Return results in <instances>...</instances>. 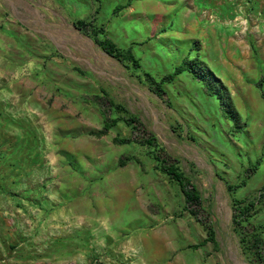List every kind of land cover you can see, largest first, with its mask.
I'll return each instance as SVG.
<instances>
[{
    "label": "rangeland",
    "instance_id": "374dc122",
    "mask_svg": "<svg viewBox=\"0 0 264 264\" xmlns=\"http://www.w3.org/2000/svg\"><path fill=\"white\" fill-rule=\"evenodd\" d=\"M15 1L0 0V264H256L233 201H255L245 231L263 230L264 118L252 134L238 99L254 88L264 116V0H184L183 16L130 12L132 0ZM186 58L222 79L243 129L189 71L163 79ZM160 148L207 212L184 209Z\"/></svg>",
    "mask_w": 264,
    "mask_h": 264
},
{
    "label": "trees",
    "instance_id": "16d2710c",
    "mask_svg": "<svg viewBox=\"0 0 264 264\" xmlns=\"http://www.w3.org/2000/svg\"><path fill=\"white\" fill-rule=\"evenodd\" d=\"M131 0H128L127 5H129ZM125 7V5H118L115 8V12ZM87 24L83 21L76 22V27L82 29ZM102 47L113 57H116L119 60H123L125 55L123 52L117 47V45L109 38L99 41ZM132 61H135V65H138V62L134 59L132 54L128 55ZM183 71H189L195 78L200 79L207 88V91L217 96L220 101V104L223 108L224 114L228 117L237 129V131L243 129L245 123L242 121L241 115L238 112L235 104L233 102L231 93L228 87L224 84L222 79L218 77L210 67L203 61L197 59H189L186 58L182 61V63L176 66L174 72L167 74L163 79L164 80H172L176 75L182 73ZM148 80H150L151 85L155 87L157 93L163 97L166 91L162 88L161 83L163 81H157L152 76L147 74ZM110 106H114V102L110 101ZM117 119L106 120L102 130L99 132L106 133L115 123ZM127 123H135L136 119L131 118L130 120L127 119ZM131 138H115L116 142H129ZM148 145H158L155 136H149L144 140ZM154 157L159 162V167L161 171L166 173L172 180H174L180 187L184 200L185 206L184 209L188 210L191 214L197 216L200 211L203 213L207 212L205 206L203 204V198L200 190L198 189L197 185L193 183L189 178H187L183 171L177 165V158L173 157L171 154L166 152L163 148L153 152ZM130 158H124L120 160V165L123 166L127 163ZM257 166L251 167L252 170H255ZM232 189V186H229ZM256 202L255 201H247V200H239L234 198L233 201V223L238 229L241 235V243L243 245L244 251L247 253L248 256L251 257L252 261L256 264H264V242L261 236L260 231H254L250 233L249 231H245V226L243 221L249 220V218L255 212ZM201 222L205 226V229L210 235V238L214 236V230L212 228L211 223L209 222L208 218L203 216L200 218Z\"/></svg>",
    "mask_w": 264,
    "mask_h": 264
},
{
    "label": "crops",
    "instance_id": "0c3cea01",
    "mask_svg": "<svg viewBox=\"0 0 264 264\" xmlns=\"http://www.w3.org/2000/svg\"><path fill=\"white\" fill-rule=\"evenodd\" d=\"M6 2V4H9L11 6H16L15 0H3ZM124 0H110L112 4H117L120 2H123ZM184 0H132L130 4V12H139L144 13L146 15H175L179 14L180 16H183L186 14V11L183 9L184 7H181V4ZM4 3L0 2V5L3 6ZM18 5H22L23 7H26V9L29 12V6L30 3L28 0H21L17 2ZM111 4V3H110ZM103 5V3H102ZM178 23L182 22L183 17H179ZM242 96L238 99V102L246 112L249 113V116H251V122H250V130L251 133L254 134L255 128L258 127V121H260L264 116L263 114V108L260 103H258V95L254 88L247 87V89H243ZM251 100L252 102H256V107L261 110L258 111V116L255 115V112L252 110L251 107ZM248 105V108H247ZM247 113V114H248ZM258 122V123H257Z\"/></svg>",
    "mask_w": 264,
    "mask_h": 264
}]
</instances>
